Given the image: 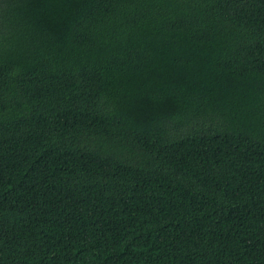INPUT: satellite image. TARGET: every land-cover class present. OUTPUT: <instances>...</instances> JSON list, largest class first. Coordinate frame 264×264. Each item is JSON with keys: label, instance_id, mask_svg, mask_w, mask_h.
I'll use <instances>...</instances> for the list:
<instances>
[{"label": "trees", "instance_id": "1", "mask_svg": "<svg viewBox=\"0 0 264 264\" xmlns=\"http://www.w3.org/2000/svg\"><path fill=\"white\" fill-rule=\"evenodd\" d=\"M0 264H264V0H0Z\"/></svg>", "mask_w": 264, "mask_h": 264}, {"label": "bare ground", "instance_id": "2", "mask_svg": "<svg viewBox=\"0 0 264 264\" xmlns=\"http://www.w3.org/2000/svg\"><path fill=\"white\" fill-rule=\"evenodd\" d=\"M17 161V160H16ZM12 202V201H11Z\"/></svg>", "mask_w": 264, "mask_h": 264}]
</instances>
